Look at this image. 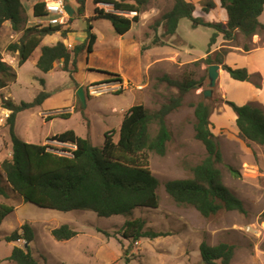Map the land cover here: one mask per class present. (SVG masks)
Wrapping results in <instances>:
<instances>
[{
	"label": "rangeland",
	"instance_id": "rangeland-1",
	"mask_svg": "<svg viewBox=\"0 0 264 264\" xmlns=\"http://www.w3.org/2000/svg\"><path fill=\"white\" fill-rule=\"evenodd\" d=\"M36 1L40 0L24 2L25 15L28 17L27 24L29 25L36 23L38 25L39 22L38 18L33 17L32 6ZM172 4L173 0L150 1L147 8L152 11L153 16L151 15L147 23V38H151L153 41L154 22L169 10ZM99 6L104 7L102 4ZM94 8L93 0H85L82 11H80L81 5L78 0L64 1V11L75 17L74 29L68 27L72 32H76V36L85 37V33L89 34L87 18L95 14ZM195 14L203 16L200 10H196ZM73 21L74 19L71 18L70 24ZM260 21L264 23V12L260 16ZM4 24L0 28L3 60L10 65L14 64L13 68L18 72V80L17 77L14 79V81L17 80V83L10 82L12 83L11 89L17 92L14 99L18 102L29 101L44 89L40 82L41 75L44 74L34 64V57L39 51H35L36 54L31 59L18 67L19 56L16 52L9 50V45L18 41L22 32L14 31L9 21ZM92 24L94 25V23ZM94 26L100 35L104 36L103 42L97 49H94L95 52L92 55L88 54L86 50L80 52V57H82L77 62L79 72L75 71L70 75L68 71L59 69V67L55 68L52 74L55 88L58 87V90L63 91L72 86L75 80H81L87 76H99L96 73L97 70L113 73L120 69L117 60H113V58L109 62L107 57H103V45L108 43V39L114 43L111 32H115L111 21L103 19ZM214 31V29L204 26L193 27L189 18H184L181 20L179 34L184 39L192 41L194 45H186L184 48L182 44L179 45L184 51L185 59L180 58L182 55L180 52L176 55L175 51L167 46L147 49L144 55L146 62L158 55L170 58L163 64L151 66V79L144 97L148 110L151 112L159 110L163 104L169 103L172 97L179 94L177 87L162 80L163 76L167 75L172 79H183L189 73H193L195 79L207 76V80L202 82L199 88L193 89L185 95L180 107L167 115L166 121L172 137L167 142L166 154L164 156L155 152L149 154L151 170L159 180L157 188L160 199L159 207L136 208L131 215L122 214L110 217L99 216L94 211L86 209L66 212L42 208L25 202L20 194L11 190L3 178L1 185L7 190L8 196L0 194V203L14 206V210L5 217L0 225V264H16L8 259L14 242L6 241L5 236L19 229L26 222L32 225L35 232L34 240L29 244V250L37 258L39 264H69L67 262H72V264H204L200 253L202 241H206L210 245L220 242L235 245V253L230 264H264V218L262 216L264 211V145L251 142L241 135L234 120L235 114L226 102V99H229L240 104L239 99L243 97L244 86L233 82L230 75L222 74L212 96L205 98L203 91L208 87L209 82L207 65L205 63L195 65L193 60V62L178 65L174 64L175 59H171V56H175L174 58L178 56L179 59L184 60L202 56L207 50L209 38ZM261 37L264 39V35ZM162 39L167 43L169 37ZM180 39L178 38V40ZM61 40L65 43L63 36ZM146 40L148 41V39ZM81 41H78L75 46L81 45ZM47 42L52 44L55 43V40L49 39ZM86 42L87 40L84 41V44ZM248 42L249 39L245 36L235 37L237 44L249 47ZM88 56H90L89 61ZM89 67L95 68L96 71L90 73L84 70ZM48 78L51 79V77ZM220 84L226 89L228 98L220 90ZM119 89L123 90L121 87ZM108 91L99 96L90 97L91 101L88 106L84 105L78 97L79 110L70 120L71 124H75L74 127L79 134H86L91 119V138L96 146L104 144L105 137L101 129L115 127L118 134V123L114 122L113 118L121 117L128 110V104L132 102V94L129 91L120 95H115L111 92L112 90ZM4 95L6 94L0 93V116H3L4 113L2 106ZM202 100L212 105V129L223 153V160L217 164V167L222 172L224 183L243 201L246 208L244 213L237 210L221 209L215 215L204 217L193 206L177 204L165 189V183L168 180L192 176L190 167L201 163L208 154L205 145L196 138L194 128L195 104ZM39 110L33 108L23 111L20 115L22 127H27V123L30 122L29 132L32 135V131L35 133V137L32 139L35 143L40 140V135L48 132L49 129L57 131L62 126L61 124L65 123H57L50 128L49 124H44L38 114ZM99 110L113 111L115 114L112 113L110 118L103 117L102 120H99L96 118L100 114ZM90 115H93V119ZM157 130L158 125L151 124L150 131L153 135ZM15 131H18L19 133L15 134L24 140V133L19 125ZM117 138L118 135L115 134L114 139L117 140ZM47 142L50 143L48 140ZM50 144L59 150L73 149L71 145L55 141ZM12 147L10 126L6 119L0 125V172H2L3 160L12 154ZM62 153L69 154L68 152ZM135 218L145 221V231H154L162 235L155 238L144 237L138 241L125 239L121 235L122 227L125 221ZM70 222L76 223V226H72V228L77 227L79 233L81 232V237L70 242L56 240L51 234L52 229L62 224H70ZM16 242L22 247L25 245L23 239Z\"/></svg>",
	"mask_w": 264,
	"mask_h": 264
},
{
	"label": "trees",
	"instance_id": "trees-1",
	"mask_svg": "<svg viewBox=\"0 0 264 264\" xmlns=\"http://www.w3.org/2000/svg\"><path fill=\"white\" fill-rule=\"evenodd\" d=\"M25 1L0 0V28L9 21L14 31L22 32L19 40L9 45V50L19 56L18 66L28 61L33 52L40 47L41 54L36 63L38 69L47 73L54 68L56 62L61 61L63 70L72 75L77 71V58L80 52L93 51L97 36L92 32L91 21L110 20L115 31L123 35L130 30L133 23L139 21V13L146 10L151 0H93L95 14L88 18V40L86 44L77 45L74 49H69L63 40L54 45L43 44L45 36L60 32L65 38L71 29L65 28L64 24L45 26L37 23L27 24L29 20L25 15ZM84 1L78 0L81 5L80 11ZM219 1L228 13L226 24L206 21L195 16V5L192 2L173 0V6L154 22L156 33L153 44L166 45L162 38L175 35L182 18H189L193 27L205 26L215 30L210 38V48L216 42L219 33H223L226 40L234 39L236 31L241 32L246 38L255 34L264 35V23L260 21V16L264 12V0ZM100 4L109 5L114 11H106L104 7L99 6ZM214 6L213 0H207L203 10L209 12ZM32 8L35 18H45L49 15L45 0L36 1ZM131 11H136L137 15L128 17L123 14ZM161 25L163 32L158 35L157 30ZM225 54L226 50L215 55L208 54L194 64L205 63L207 72L211 64H221L232 78L240 81L250 80V73L245 67L234 68L224 64ZM101 72L108 75L107 82L121 80L117 73ZM16 77L17 72L14 68L3 60L0 45V89L9 85ZM162 80L177 87L179 94L155 112L149 111L142 103L131 106L124 114L117 140L114 139L116 131L109 130L104 134L102 146L94 145L89 137L80 136L73 129L48 138L49 141L71 143L75 145L73 149L59 150L50 143L24 141L14 131L17 114L41 105L49 93L41 91L33 101H21L19 104L2 97V106L11 110L7 122L10 126L13 150L11 156L4 159L1 164L3 173L0 172V194L8 196L7 190L1 185L4 178L11 190L20 194L25 202L42 208L66 212L86 209L104 217L131 215L136 208H158L159 180L151 170L149 154L151 152L162 156L166 154L167 142L172 137L166 121L167 115L180 107L185 95L199 88L202 82L207 80V76L195 79L193 73H189L183 79H172L165 75ZM41 82L44 83V80ZM86 98L89 99L87 91ZM227 104L236 114V124L241 135L247 140L264 145V109L253 103L239 105L228 100ZM194 115L195 136L205 145L208 154L201 163L190 167L192 176L166 181V191L177 204L193 206L204 217L215 215L221 209L246 212L243 201L224 183L222 172L217 167L223 160V153L212 129V105L203 100L199 101L195 104ZM59 116L65 117L67 114L60 113ZM153 123L158 125L154 135L150 131ZM13 210L14 206L0 203V225ZM262 216L264 218V211ZM144 226L145 221L141 218L129 219L125 221L121 235L132 241L162 235L154 231H145ZM78 233L69 224H62L51 231L54 238L60 241L69 240ZM34 237L32 225L26 222L19 229L7 234L5 239L8 242L23 239L30 244ZM200 253L204 264H230L235 253V245L227 242L210 245L202 241ZM8 259L16 264H39L29 246L25 248L15 245Z\"/></svg>",
	"mask_w": 264,
	"mask_h": 264
},
{
	"label": "crops",
	"instance_id": "crops-1",
	"mask_svg": "<svg viewBox=\"0 0 264 264\" xmlns=\"http://www.w3.org/2000/svg\"><path fill=\"white\" fill-rule=\"evenodd\" d=\"M45 1H49V0H45ZM63 1H65V0H63ZM187 1L194 3L195 11L200 10L201 15H203V16H198V17H202L206 21H210V22H221L223 24L227 23V21H228L227 10L221 6L219 0H213L215 2V6L209 12H205L203 10L205 2L207 0H187ZM102 5L104 6L106 11H110V12L114 11L113 8H111L109 5H105V4H102ZM172 6H173V4H172ZM195 11H194V15L197 16L195 14ZM131 12L123 13V14L128 16V17H133L134 15H132ZM65 13H66V15H68V17L66 18V19H68V22H67V24H64V27L67 28L68 26H70L72 29H74L73 24L75 22V17L66 11H65ZM151 15H152V11L151 10L149 11L148 8L145 11L139 13V17H140L139 21L133 23L130 30L127 31L123 35L118 34L113 27L115 33L111 32V35H112V40L114 43H111V39L110 40L108 39V43L103 45L104 46L103 47V49H104L103 57H107L106 59H109V62L111 61V59L114 58L113 60H117V64L120 65L119 66L120 69L117 72H113V73L119 74L121 80L108 81L107 82L106 80H107L108 75L107 74L105 75V73L101 72V71H105V70H97L98 72H96V73H98L99 76H94V77H88L87 76L81 80H75L73 82L72 86H69L68 88H66L63 91L58 90V87L55 88L52 73H53V71H55L56 67H59V69L63 70V62H61V61L56 62L54 65V68L51 71L45 73V72L41 71L40 69H38V67L36 66L37 60L39 59V56L41 54V49H40V47H38L35 50V51H39V53H37V55L34 57V64H35L36 68L44 74V75H41V80H40V82L42 80H44V83L41 82V84L44 88L42 91L48 92L49 96L44 99V101L42 102L41 105L35 106L33 108L40 109L38 114L41 116V119L43 120L44 124H49L50 128L54 127L57 123L61 124V122L62 123L65 122V123L61 124L62 126L57 131H53V130L49 129L48 132H45L43 135H40L39 136L40 140L36 143H48L47 140L49 137H52L53 135H56V134L61 133L65 130H68V129H73L78 135L83 136V137H89L92 141V138H91V130H92L91 129V125H92L91 119L89 120L90 124L88 123V131L86 132V134H79L78 131L76 130V128L74 127L75 124H71L72 122H70L72 117L75 116L76 112L79 110L78 109L79 108V103H78L79 99H78V95H77V89L80 86H84L86 89V87L88 88V85H90L92 83H94L95 85L96 84L100 85L101 83H103L101 85L104 86L105 92H107L108 90L109 91L112 90L111 92L115 93V95H120L122 93H126L127 91H129L132 94V102L130 104H128L129 108L131 106H133L134 104L142 103L148 109L147 102L145 101L144 97L146 94V88L148 87V84L150 83V79H151V75H150V70L152 69L151 66H153V65L158 66L160 64H163L165 61H169L170 58H164V57H162V55H158L155 58L151 59L150 61L146 62L147 60H146V57H144V55H145L147 49H151L153 47L162 48V47L167 46V47L172 48V50L175 51L176 55L178 52H180L182 54L180 56V58H184V51H183V49H181V47L179 45L182 44L183 48L186 45H188V46L193 45L192 41L190 42V41L184 39L179 34V27L181 24V20L184 18H182L179 22L177 33L175 35L169 37L166 45H158V44L155 45V44H153L152 39L147 38V34H146L147 23H148V20L150 19ZM93 16H94V14L91 15L89 18H91ZM71 18L74 19L72 24H70ZM100 20H103V19H94L93 21H91V24L94 23V25H95V24L99 23ZM104 20H107V19H104ZM111 24H112V22H111ZM4 25H6V24H4ZM94 25L92 24V32H94L96 34L97 38H96V41L93 45V51L90 53V55H92L95 52L94 49H97L100 46V44L103 42L102 40L104 39V36L100 35V33L98 32V30L96 29V27ZM208 28H210V27H208ZM162 32H163V27L161 25V26H159V28L157 30V34L161 35ZM68 34H69L68 38L66 39V37H65V43H66V45L71 44V46L69 45L71 47L69 49H73L75 47V44L80 40H82L81 41L82 43H84L85 40H88L87 39L88 35H86V33L84 34L85 37L76 36V32H72V30ZM239 35L244 36L241 32L236 31L235 36L239 37ZM261 36L262 35L255 34L252 37L248 38L249 39V42H248L249 47H248L247 45L244 46V44L240 45V44L235 43V38L232 40H226L224 38V34L219 33L217 36L216 42L211 46V48L208 45L207 50L205 51V53H203L202 56L193 57L189 60H184L185 58L179 59L178 56H176V58H174L175 56L174 57L171 56V59H175L174 64L181 65V64H184L185 62H186V64L189 62H193V61L195 62L201 58L208 56V54L215 55L217 52H220L222 50H226V54L223 56L224 64L229 65V66L234 67V68L245 67L248 70V72L250 73V80H248V81H240V80H236L234 78L232 80L236 84H240L241 86H244L243 87V91H244L243 97L239 99L241 101V102H239L240 103L239 105H242L245 103H253L255 105H259L260 107H262L264 109V39H262ZM61 38H62L61 33L57 32V33H54L52 35L45 36L42 43L47 44V45H54L57 43L58 40H61ZM178 38H181V39L178 40ZM210 38H209V43H210ZM49 39L51 41L55 40V43L51 44V43L47 42V40H49ZM146 39H148V41ZM115 44H119V45H115ZM209 49H211V50H209ZM35 51L33 52V54L31 55V57L29 59H31L34 56V54H36ZM86 52H87V50H86ZM81 57L79 55V57L77 58V62L79 60H81ZM89 59H90V56H88V61H89ZM113 64H114V62H113ZM219 65L221 68H220V75H219L218 80L220 79V76L222 74H225V76L230 75V73L228 71H226L225 69L222 68L221 64H219ZM11 66L15 67L14 64H12ZM124 66H126L127 68ZM206 68H207V66H206ZM84 70H87L90 73H94V71H96L95 68H91V67L84 69ZM115 71H116V69H115ZM77 72H79L78 68H77ZM17 74H18V72H17ZM48 77H51V79ZM254 77H257V79H254ZM17 80H18V76H17ZM17 80L13 81L12 83H17ZM12 83H10L6 87L0 89V93L3 92L4 94H6V95H4V98L13 100L14 103L19 104L21 101H24V100L20 99L21 101L18 102L14 99V95L17 92L14 89H11ZM217 83H218V81H217ZM114 86H117V87H114ZM118 86H120L123 90H120V89L118 90V88H120ZM219 88L225 94V96L228 98V95L226 94V89L221 84L219 85ZM87 90L88 89H86V91ZM120 91H122L120 94H116V92H120ZM105 92H103V93H105ZM87 93H88V91H87ZM95 96H99V95H90L89 94V99L87 100V104H86L87 106H88L89 102L91 101L90 97L93 98ZM34 98H31V100H29L28 102L33 101ZM228 100L229 99H226V102ZM33 108H30V109H33ZM30 109H26V110H30ZM26 110H24V111H26ZM231 111L233 112L232 109H231ZM21 113H23V111H21L17 114L15 125H14V131L17 128V125H19V127L22 128L23 133H24V137H25V138H23L24 141L33 142L32 139L35 137V133L32 131V133H33V135H32L29 132V130H30L29 129L30 128L29 123L30 122L27 123L28 124V125H26L27 127H25V128L22 127L23 124H21V120H20ZM60 113L67 114V116H65V117L59 116ZM99 113H100V114H98L99 118H98V116H96V118L99 120H102L103 117L104 118H110L112 113L115 114V112H113V111L108 112L107 110H104V111L99 110ZM125 113H126V111L124 112V114ZM124 114L121 117L116 116V118L115 117L113 118L114 122L118 123V126H117L118 134L116 133V135H119V129L121 127V123H122ZM233 114H235V113L233 112ZM234 116H235L234 120L236 123V114ZM90 117L93 119V115H90ZM211 118H212V116H211ZM236 126H237V124H236ZM237 128H238V126H237ZM109 130H115V127H107V128L105 127V128H103V130L101 129V132L103 134H105V132H107ZM15 133H19V132L15 131ZM55 142H57V141H55ZM251 142H253V141H251ZM50 143H52V141H50ZM57 143H60V142H57ZM61 144L74 146L71 143H61ZM69 225L76 226V223L70 222ZM75 230H77L79 232V229L77 227L75 228ZM80 237H81V232L78 233L75 237H73L69 240H63V241L64 242H70L73 240L76 241ZM58 241H60V240H58ZM15 245L20 246V244H17V242H14V246ZM14 246L12 245V248ZM67 263L72 264V262H67Z\"/></svg>",
	"mask_w": 264,
	"mask_h": 264
},
{
	"label": "built area",
	"instance_id": "built-area-1",
	"mask_svg": "<svg viewBox=\"0 0 264 264\" xmlns=\"http://www.w3.org/2000/svg\"><path fill=\"white\" fill-rule=\"evenodd\" d=\"M46 11L48 12V16L45 18H38V24L41 26H45L48 24H67L68 15H66L64 11V1L63 0H49L46 1ZM132 15H137L136 11L131 12ZM71 46V44H69ZM69 45H67L69 48H71ZM88 93L90 95H100L103 92H105V88L103 85H98V84H90L88 85ZM7 99V98H6ZM3 116H0V125L2 122L4 123L5 120L8 118L11 110L4 108L3 110ZM75 148V145L72 146Z\"/></svg>",
	"mask_w": 264,
	"mask_h": 264
},
{
	"label": "water",
	"instance_id": "water-1",
	"mask_svg": "<svg viewBox=\"0 0 264 264\" xmlns=\"http://www.w3.org/2000/svg\"><path fill=\"white\" fill-rule=\"evenodd\" d=\"M220 65L219 64H211L208 67V87L204 89L203 94L205 98L211 97L213 94L214 88L217 86V81L220 75ZM77 95L80 98V100L86 105L87 99H86V89L84 86H80L77 89ZM29 244L25 242L24 247H28Z\"/></svg>",
	"mask_w": 264,
	"mask_h": 264
}]
</instances>
